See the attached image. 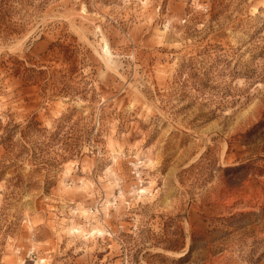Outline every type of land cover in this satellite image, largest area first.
Segmentation results:
<instances>
[{
    "label": "rangeland",
    "instance_id": "obj_1",
    "mask_svg": "<svg viewBox=\"0 0 264 264\" xmlns=\"http://www.w3.org/2000/svg\"><path fill=\"white\" fill-rule=\"evenodd\" d=\"M25 17L0 33V264H264V0Z\"/></svg>",
    "mask_w": 264,
    "mask_h": 264
},
{
    "label": "trees",
    "instance_id": "obj_2",
    "mask_svg": "<svg viewBox=\"0 0 264 264\" xmlns=\"http://www.w3.org/2000/svg\"><path fill=\"white\" fill-rule=\"evenodd\" d=\"M49 0H0V33L12 35L19 33L24 24L25 16H31L41 11ZM19 16L20 22L14 21V16ZM25 17V18H24ZM61 45L59 42H52L49 49ZM42 70H35L25 65H19L14 68V74H17L24 81H30L33 78L32 73H40Z\"/></svg>",
    "mask_w": 264,
    "mask_h": 264
},
{
    "label": "bare ground",
    "instance_id": "obj_3",
    "mask_svg": "<svg viewBox=\"0 0 264 264\" xmlns=\"http://www.w3.org/2000/svg\"><path fill=\"white\" fill-rule=\"evenodd\" d=\"M103 52V51H102Z\"/></svg>",
    "mask_w": 264,
    "mask_h": 264
}]
</instances>
